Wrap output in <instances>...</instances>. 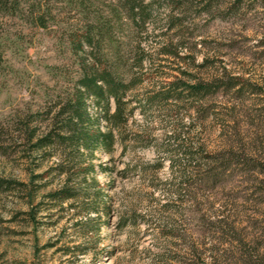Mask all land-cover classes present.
<instances>
[{
  "label": "rangeland",
  "instance_id": "rangeland-1",
  "mask_svg": "<svg viewBox=\"0 0 264 264\" xmlns=\"http://www.w3.org/2000/svg\"><path fill=\"white\" fill-rule=\"evenodd\" d=\"M153 1L143 31L124 0H10L8 8L0 6V180L29 182L32 169L41 173L55 161L34 162L18 127L30 119V128H45L49 111L74 89L85 55L76 42L92 29L102 62L127 81L142 79L129 92L130 107L138 108L127 140L117 144L112 160L105 154L97 160L112 168L98 178L110 185L115 205L111 223L102 226L95 264H153L157 254L159 264H264V0ZM165 44L164 51L179 53H163ZM143 56L151 62L140 68ZM189 78L218 84L207 94H183L141 113L148 93ZM181 117L187 145L210 158L186 175L174 202L166 193L152 195V185L173 176L159 150L169 143L168 126ZM58 179L48 174L24 191L17 184L0 188V264L92 263L90 256L73 262L56 250L86 241L68 213L45 197ZM165 203L177 206L162 211ZM135 207L152 220L119 230V215ZM30 209L35 220L25 212ZM163 224L175 237L159 235Z\"/></svg>",
  "mask_w": 264,
  "mask_h": 264
},
{
  "label": "trees",
  "instance_id": "trees-1",
  "mask_svg": "<svg viewBox=\"0 0 264 264\" xmlns=\"http://www.w3.org/2000/svg\"><path fill=\"white\" fill-rule=\"evenodd\" d=\"M9 1L0 0V6L4 9L8 8ZM124 4L128 16L136 24L141 23L143 27L141 31H143L151 19L148 9L154 5V1L144 3V0H124ZM171 26L168 24V28L171 29ZM167 45L162 46L163 53L174 55L179 53V50L176 52L169 49L164 51ZM75 47L76 50H83L85 55H81V74L74 89L64 101L49 111L50 117L44 129L38 125L30 128V119L23 121L18 127L19 135L17 137L22 140L26 139L35 156L34 162H37L40 157L43 159L54 157L55 161L41 173H36L32 169L29 173V182L3 179L0 180V188L14 190L18 188L17 185H20L22 186L20 190L24 191L23 189H26L29 183L33 184L35 179H44L48 174L60 178L57 186L50 189L45 197L48 202L53 203L55 208L63 213H68L76 235L86 241L72 246L57 247L56 250L61 251L63 256H69L73 262H78L82 256H90L93 259L91 264H95L102 226L111 223L115 205L114 198L109 192L110 185L103 184L98 178L99 172L107 174L112 168L107 165L106 161L98 163L97 160L101 154L107 155L108 160H112L117 144L127 140L129 121L134 115V109L138 108L130 107L133 99L129 98V92L136 88L137 84L142 83V79L127 81L102 62L96 50L97 43L92 29H88L86 34L77 40ZM85 47H89V51L85 52ZM179 47L183 48V45L181 44ZM180 58L186 61L190 57ZM146 60L151 62V59L143 56L136 66L142 68ZM216 84L218 83L193 81L192 78H189V81L183 85L174 82L167 87L162 86L148 93L141 100L139 108H141L142 114H146L147 110L157 104L165 105V102L171 100L176 102L182 100L183 94L187 97L207 94L211 92L212 86L216 87ZM90 105L95 109L94 112H91ZM174 113L178 119L179 111ZM174 113L168 114L172 120L176 119ZM181 119L182 117L171 123L170 127L168 126L170 128V133L167 135L169 143L159 150L163 153V158L168 160L173 176L166 180L159 178V181L152 185V195L156 191L166 193L176 198L174 202H178V198L180 199L185 190L188 182L186 175L206 165L210 158L203 149L192 144L187 145L185 126L180 121ZM36 166L39 167L40 163H37ZM137 167L136 165L135 168ZM162 167L161 163L154 166L156 170H160ZM47 184L48 182L43 186H47ZM35 198L34 191L30 189L27 193V203L31 208H33ZM171 206L175 208L177 204H162V211H168ZM25 212L35 220L37 212H33V209ZM147 215L135 207L133 210L119 215L116 227L119 230H124L128 226H138L142 222L152 220L148 219ZM164 227H166L165 224L161 228L158 227L160 228L159 235L175 237L172 233H166ZM64 231L65 228L62 229V232ZM59 240L60 236L55 243L49 246H56ZM162 260L163 257L159 254L156 255V258L155 256L152 258L153 264H159Z\"/></svg>",
  "mask_w": 264,
  "mask_h": 264
}]
</instances>
